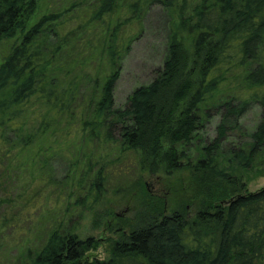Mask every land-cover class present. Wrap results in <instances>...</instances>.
<instances>
[{
    "label": "trees",
    "instance_id": "16d2710c",
    "mask_svg": "<svg viewBox=\"0 0 264 264\" xmlns=\"http://www.w3.org/2000/svg\"><path fill=\"white\" fill-rule=\"evenodd\" d=\"M155 6L178 19L166 59L117 108L134 24ZM13 40L0 61V264H264V187L238 175L264 171V0H0V48ZM256 106L249 141L228 143ZM183 172L170 209L142 182ZM130 191L136 223L92 258L72 209Z\"/></svg>",
    "mask_w": 264,
    "mask_h": 264
},
{
    "label": "rangeland",
    "instance_id": "374dc122",
    "mask_svg": "<svg viewBox=\"0 0 264 264\" xmlns=\"http://www.w3.org/2000/svg\"><path fill=\"white\" fill-rule=\"evenodd\" d=\"M52 3V1H51ZM178 19L176 15L166 9L155 6L151 8L140 20L134 24L135 41L130 50L122 59V71L116 86L115 101L117 108L127 105L128 98L132 92L144 85H148L155 77V71L163 66L167 56V44L169 36L176 30ZM15 41L5 42L0 48V61L8 54L10 46ZM261 112L259 107H254L246 114L240 124V130L230 133L228 143H240L249 141V135L255 131L260 122ZM219 123V117H215L208 125L204 138L213 139L215 130ZM67 158L58 156L53 163V176L57 186L63 182L68 175ZM264 169V166H261ZM244 179L246 188L255 192L264 187V171L250 172L240 170L239 174ZM142 182L146 185L148 192L156 198L162 199L169 209L175 206L183 198L182 192L187 189L189 176L186 172L166 176L163 173L157 175L145 174ZM25 184V183H24ZM134 192H128L124 198L118 194H106L102 203L95 207L92 212H87L80 217L78 209H72L68 217L70 225L78 227V233L82 239L93 238L98 242L97 250L90 252L95 259L105 260L110 256L113 244L120 240L121 232L128 234L136 223L138 200L134 201ZM69 203V202H68ZM66 203L58 210L64 211L68 206ZM188 216L192 218L196 214V206L186 203ZM167 212H169L167 210ZM43 212L36 211L30 218L34 224L43 218Z\"/></svg>",
    "mask_w": 264,
    "mask_h": 264
}]
</instances>
